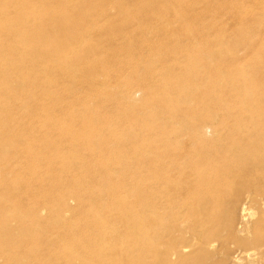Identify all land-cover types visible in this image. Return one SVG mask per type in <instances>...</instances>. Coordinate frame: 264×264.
<instances>
[{"label":"bare ground","instance_id":"6f19581e","mask_svg":"<svg viewBox=\"0 0 264 264\" xmlns=\"http://www.w3.org/2000/svg\"><path fill=\"white\" fill-rule=\"evenodd\" d=\"M31 1H37L38 6L33 7ZM88 1L91 0H0V95L19 94L16 89H7L14 84L25 86L30 97L18 100L20 104L7 99L6 106L0 108V169L9 161H16L20 154L17 144L21 136L12 127L18 119L16 112L25 111L32 117L41 110L39 106L32 107V97L39 90L49 94L54 88L56 79L49 78L50 74L66 76L68 94L79 82L99 90L107 88L99 79L103 73L96 64L101 37H93L91 27L74 28L76 19L61 6ZM157 4L153 1L147 6L153 11ZM51 6L57 8L54 13L49 10ZM86 40L92 41L86 44ZM248 41L234 40L225 52L234 56L239 48L248 50L251 46ZM257 49L264 51V47ZM179 54L175 49L164 57L173 63H166L162 75L159 74L166 88H161L163 93L157 95V104L149 112L167 114L173 122L180 113L182 119L171 123L170 128L165 125L158 131H145L148 142L145 205L140 192H123L124 195L118 196L112 188L109 192L101 191L103 198L97 201L96 222L88 229L89 236L70 239L72 245L55 254L67 258L80 255L84 264L131 261L134 264H264V78L253 67L264 66V59L247 61L244 66L251 70L244 72L234 65H221L218 57L209 52L204 56L197 53V57L186 54L185 61H180ZM212 63L217 65L218 75L210 79L213 75L206 66ZM176 70L177 78L170 75ZM151 78L152 70L148 66L143 77L134 80L145 86ZM198 79L208 80L203 84L205 81L201 83ZM199 88H204L203 93L197 94ZM172 90L179 94L173 97ZM224 95L239 105L235 111ZM130 97L127 95V101ZM57 101L50 104L49 112L60 110L61 103L67 104L61 99ZM183 105L188 106L187 112H178ZM218 106L220 112L216 110ZM129 112L132 118L141 117L139 108L132 106ZM52 123L44 120L43 126L50 127ZM134 134L132 130L128 138ZM26 143L34 144L35 138L29 137ZM22 155L34 161L56 158L48 153ZM12 171L7 169L8 175ZM246 188L247 197L242 198L239 192ZM11 189L18 192L16 187ZM236 190V195L229 199ZM140 204L145 206V221L133 212V206ZM16 207L0 212V241L7 245L30 237L33 231L47 234L65 224L57 216L52 223L41 225L31 212H13ZM13 220L20 226L12 228ZM67 226L75 227L73 223ZM30 251L34 253L36 249ZM218 253L221 257H217ZM0 255L7 264H23L25 257L23 253H11L3 248Z\"/></svg>","mask_w":264,"mask_h":264},{"label":"rangeland","instance_id":"374dc122","mask_svg":"<svg viewBox=\"0 0 264 264\" xmlns=\"http://www.w3.org/2000/svg\"><path fill=\"white\" fill-rule=\"evenodd\" d=\"M153 1L158 4L152 11L147 3ZM30 4L38 6L37 1ZM61 6L76 19L72 24L74 28L91 27L94 29L91 35L101 37L98 45L100 57L96 64L103 73L99 79L106 83L107 88L99 90L79 82L68 94L66 76L50 74L49 78L56 79L50 91L53 96L39 90L32 97V107L39 106L41 110H37L32 117L25 111L16 112L18 119L12 127L21 136L17 144L20 154L16 161L1 166L0 212L12 210L13 205H17L13 212H31L41 225L52 223L57 216L65 221L63 227L52 228L47 234L33 231L30 237L13 241L15 246L0 241V248L5 251L25 254L23 264H84L85 260L80 255L67 258L55 252L72 245L70 239L89 236L88 229L96 222L97 201L103 198V190L112 188L118 196L125 192H140V196L135 194L145 205V187L148 184L146 132L158 131L166 126L170 128L171 123L182 119L180 113L173 122L167 114L156 115L154 112L153 115L149 112L157 104V95H161L166 88L159 74L166 63H173L171 59L164 60L170 51L176 49L180 52V61H185L186 54L197 57V53L204 56L209 52L218 57L221 65H234L244 72L251 70V67L244 66L247 61L253 63L264 59V51L257 49L264 47V0H91L84 4L62 3ZM55 9L53 6L49 8L53 13ZM85 9L87 14H83ZM247 39L251 44L248 50L239 48L234 56L225 52L232 41L245 42ZM91 41L85 42L89 44ZM148 66H151L153 78L145 86L153 85L152 88H144L138 80H134L143 77ZM206 67L213 75L210 79L217 77V65L212 63ZM253 67L264 78V66ZM178 73L176 70L170 75L177 78ZM207 80L198 79L201 83L205 81L203 84ZM204 88H199L197 94L203 93ZM7 89H16L19 94L10 97L0 95V108L6 106L7 99L15 100L16 104H20L18 100L30 99L23 85L10 84ZM171 93L173 97L179 94L176 90ZM127 95L131 96L130 101H127ZM54 99L66 101L68 105L61 103L60 110L49 112L50 104L56 102ZM224 100L234 107V111L239 106L229 95H224ZM132 106L140 109L141 117H131L129 109ZM45 107L46 110L43 109ZM187 107L181 106L178 112L186 113ZM216 110L220 112L222 109L218 106ZM44 120L54 123L44 128ZM132 130L135 134L128 138ZM74 136L83 139L76 140ZM29 137L35 138L34 144L26 143ZM25 153L34 156L48 153L56 158L54 161H34L23 158ZM7 169L13 170L11 175H8ZM17 174L18 177L15 176ZM12 187H16L18 192L12 191ZM75 190L79 192L74 194ZM245 190L239 192L242 198L247 197L248 190ZM236 192L233 191L229 199ZM8 202L11 204L4 206ZM142 204L133 206V212L145 221L147 213ZM11 222L12 228L20 226L14 220ZM69 223L75 227L70 228L67 226ZM17 245L21 247L16 249ZM34 249L36 252L32 253L30 250ZM216 255L221 257L219 253ZM0 264H7L1 255Z\"/></svg>","mask_w":264,"mask_h":264}]
</instances>
